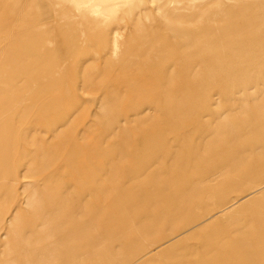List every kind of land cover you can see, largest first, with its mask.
<instances>
[{"label": "rangeland", "instance_id": "obj_1", "mask_svg": "<svg viewBox=\"0 0 264 264\" xmlns=\"http://www.w3.org/2000/svg\"><path fill=\"white\" fill-rule=\"evenodd\" d=\"M0 89V264H63L29 230L119 201L156 216L136 227L165 244L148 264H264V0H0Z\"/></svg>", "mask_w": 264, "mask_h": 264}, {"label": "bare ground", "instance_id": "obj_2", "mask_svg": "<svg viewBox=\"0 0 264 264\" xmlns=\"http://www.w3.org/2000/svg\"><path fill=\"white\" fill-rule=\"evenodd\" d=\"M209 2V1H208ZM30 3V2H29ZM34 3V2H33ZM40 4V2H38ZM35 5V4H33ZM41 7V6H40ZM34 7L31 6V9H33ZM25 16V14H24ZM23 16V17H24ZM85 16V15H84ZM26 19V18H25ZM24 20V19H23ZM115 29V28H114ZM20 57H22L24 59V55H20ZM139 57V56H138ZM89 63V62H88ZM84 84V83H83ZM1 90V89H0ZM4 90V89H3ZM111 96V95H110ZM54 104V103H53ZM51 108V107H50ZM138 108V107H137ZM52 109V108H51ZM32 110V108L30 109ZM45 110L47 111L48 109L45 108ZM50 110V109H49ZM49 110L47 111V113L49 112ZM129 110V109H128ZM52 111V110H51ZM127 111V110H126ZM125 111V112H126ZM30 112V111H29ZM32 112V111H31ZM30 112V113H31ZM144 113V111L142 113H140V115H142ZM29 115V114H28ZM126 115V114H125ZM167 115V114H166ZM120 118V116H119ZM132 119V118H131ZM88 122V121H87ZM130 122V121H129ZM114 123V122H113ZM117 123V122H116ZM92 124V123H91ZM89 125V124H88ZM130 126V125H129ZM82 127V126H81ZM91 128V127H90ZM89 128V129H90ZM129 128V127H128ZM64 129V128H63ZM76 129V128H75ZM127 131V130H126ZM128 132V131H127ZM126 132V133H127ZM132 133V132H131ZM72 134V133H71ZM130 134V133H128ZM26 136V135H25ZM112 136V135H111ZM127 136V135H125ZM27 137V136H26ZM58 137V136H57ZM71 137V136H70ZM53 139V138H52ZM54 140V139H53ZM85 140V139H84ZM48 145V144H47ZM57 147V146H56ZM79 153V152H77ZM84 153H79L78 155L82 156ZM253 155V154H252ZM87 158L90 159L91 156L88 154L87 155ZM60 161V160H59ZM224 166L220 165L217 169V171L214 173V175H217V174H220L222 175L223 172L225 171V174L228 172L227 170H225V168H223ZM230 177L231 179H242L244 177H248V175L246 173H244V171L242 172H239L237 170V167H231L230 169ZM104 173V172H103ZM250 175V174H249ZM151 176V175H150ZM251 176V175H250ZM46 179V178H45ZM48 179V177H47ZM181 177H178L177 180H180ZM15 180L14 178H11L9 179V181H12ZM51 180V179H50ZM55 180V179H54ZM56 181V180H55ZM46 182V180H45ZM51 183V181H49ZM54 182V181H53ZM134 182V181H133ZM180 182V181H179ZM125 183V182H124ZM111 184H109L107 181L105 182H102L101 184L98 185V187L96 186L95 188L93 189H89L87 190V192H78L76 195L78 196V198H88V197H95L97 196V194L99 193L100 190L104 189V188H107V187H110ZM119 186L118 184H115L113 185V187L115 186ZM123 185V183H122ZM124 186V185H123ZM112 188V187H111ZM203 189V184H199L197 187H195L192 191L195 192V193H199L201 192V190ZM72 189H70L69 191H64L65 192H70ZM121 190V189H120ZM119 190V191H120ZM263 190V189H262ZM55 192V191H54ZM60 192V191H59ZM116 192V191H115ZM141 190H137V189H134V187H128L127 188V193H128V197H131L132 199V194L133 195H137L138 193L140 194ZM123 196V195H122ZM126 197L124 198H127V194L125 195ZM134 197V196H133ZM154 198V197H153ZM157 198V197H155ZM186 199L189 200L188 197H184ZM135 199V197L133 198ZM130 201V203L133 201L131 200H127V202ZM122 201H119V202H116V203H110L108 205H106L104 208H102L100 210V212H95L92 213V211H90V213H87V214H82L81 210L78 211V209L73 210L71 211L72 213H61L59 211H56L55 212H52L50 213L52 216H62L61 220L64 221V223H60L58 224L59 222V218H58V221L57 220H53L51 221L50 224H47L46 226L42 225L43 227H45V231L43 228H39L37 230V227H36V230H29L31 231V233L35 236V237H40L43 235V237H46V239L42 240L44 242L41 243V246L39 247L36 246L34 248H32V253L33 254H36V253H40L38 254L39 258L40 259H44L45 257H43L42 255V251L44 250H53L54 248H60L63 250V253H62V262L63 264H70V263H74V261L77 260V253L74 251V249L76 250L78 248V246L83 242V241H86L89 243L88 245V248L86 249L85 253L83 255H81V263L79 264H91L93 263L92 261L94 260H97L100 262V264H148L150 263L152 260L156 259V257H158V255L160 254V251L163 247V245L165 246V244L161 245V246H158L157 248L153 249L152 252L150 251H147L146 250V246L148 245L147 243H150L149 242V239H151L153 236H150L149 233H147L145 230H140V228H136V227H143L145 225H149L150 224V221L151 220H154L155 221V218L156 216L155 215H152L153 213L150 212L146 207H134V206H128L129 203L127 205L123 204V203H120ZM138 202V201H137ZM38 203V202H37ZM135 203V202H134ZM45 204V203H44ZM44 204H42L41 206H43ZM131 205V204H130ZM235 205V204H234ZM13 206V205H12ZM37 206V205H36ZM44 207V206H43ZM174 207V208H173ZM173 209H177L179 206L177 205H173ZM233 207V206H232ZM12 208V207H11ZM79 208V207H78ZM231 208V207H230ZM29 210V209H28ZM131 211H136L137 213H134V214H129L132 216V220H131V216L130 217V220H123L121 221L120 223H116L114 226L115 227H112L114 230L112 229H108L109 227H105L106 225H108V223L104 226L106 229H102L100 230V234L103 235L102 237H94L92 236L90 233H86L85 231H75V230H69L68 229H65L63 228L65 225H67L68 223L70 222H73L75 220V217H78L77 219L79 221H82V219L88 223V225L90 227H95L97 222L99 221V219L101 217L99 216H104L106 218H110L114 215H117V214H123L125 215V213L127 212H131ZM224 212V211H223ZM46 213V212H45ZM44 213V214H45ZM48 213V212H47ZM46 213V214H47ZM48 213V215H49ZM45 214V215H46ZM128 214V213H127ZM75 215H78V216H75ZM79 215H80V218H79ZM165 216V215H164ZM163 216V217H164ZM49 217V216H48ZM99 217V218H98ZM121 217V216H120ZM98 218V219H97ZM53 219V217H52ZM76 219V220H77ZM123 219H124V216H123ZM127 219H128V216H127ZM210 219L212 218H207L205 221L197 224V226L195 228H200L202 226H204ZM75 220V221H76ZM107 220V219H106ZM105 220V221H106ZM191 219H187L185 222V224L188 223V225H190ZM31 221V220H30ZM50 221V220H49ZM114 221V219L111 220V222ZM180 221V220H179ZM48 222V220H47ZM153 223V221H151ZM184 222V221H183ZM5 223V222H4ZM10 223V222H9ZM140 223H142L143 225H141ZM151 223V224H152ZM181 223V222H180ZM46 224V223H44ZM138 224V225H137ZM140 224V225H139ZM263 225V222L261 223ZM137 225V226H136ZM147 227V226H146ZM254 227V226H253ZM260 227V225H259ZM252 229V228H250ZM43 230V231H42ZM80 230V229H79ZM201 230V229H200ZM256 230V229H255ZM253 230V231H255ZM257 231V230H256ZM4 233V232H3ZM111 234H114L115 238L112 242L109 241L110 239L109 236ZM186 234V233H185ZM258 234V233H257ZM109 235V236H108ZM193 235V234H192ZM259 235V234H258ZM239 236V234H238ZM245 236V235H244ZM165 238L164 236H162V234L158 235V233L156 234L155 236V240L159 243V241L163 240V239H160V238ZM221 237V235H220ZM223 238V237H222ZM222 238H221V241H222ZM225 238V237H224ZM170 239V238H169ZM168 239V240H169ZM192 239V238H191ZM242 239V238H241ZM244 239V238H243ZM154 240V241H155ZM167 240V239H166ZM215 240H217V238H215ZM108 243H105L107 242ZM160 241V242H161ZM165 241V240H163ZM173 240L169 241L168 243L166 244H169L171 243ZM238 242L239 241V237H236L235 235H232V236H227V238L225 239V241H222L223 243L220 244L219 248H223L225 247V245L227 244V242ZM210 242V240H209ZM213 242V240H212ZM211 242V243H212ZM241 242V241H239ZM245 242V240H244ZM249 242L246 241V243ZM114 243V244H113ZM162 243V242H161ZM258 243V242H257ZM213 244V243H212ZM255 244V243H254ZM130 245H136L135 248H138V251L135 250L134 252H131L130 254H122L120 255L119 254V251L121 250H124L126 249V247H129ZM152 245V244H151ZM234 245V244H233ZM23 246H28V245H25L23 244ZM209 246V245H208ZM236 246V245H235ZM240 246V245H239ZM253 246V245H252ZM256 246V245H255ZM228 247V245H227ZM257 247V246H256ZM263 247V246H262ZM209 248V247H208ZM253 248V247H252ZM149 249V248H148ZM219 249V250H220ZM246 249H249V248H246ZM222 250V249H221ZM245 250V249H244ZM253 251V250H252ZM255 251V250H254ZM128 252V251H127ZM225 252V251H223ZM242 252V251H241ZM251 252V251H250ZM162 253V252H161ZM177 253V252H175ZM215 253V252H214ZM212 254V256L210 255V259L209 261L206 263V264H216L218 262H224L226 259H227V256H223L224 254H221L222 256H217L215 254ZM234 253V252H233ZM217 254V253H216ZM233 256V255H231ZM51 257H53V255H51ZM50 257V258H51ZM236 257H239V252H238V255ZM240 259V258H239ZM98 262V263H99ZM4 263V262H3ZM14 264V263H13ZM222 264V263H221Z\"/></svg>", "mask_w": 264, "mask_h": 264}]
</instances>
